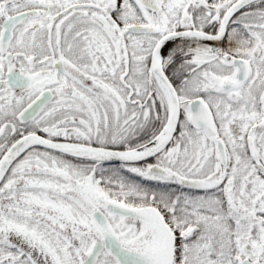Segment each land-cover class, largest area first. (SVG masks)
<instances>
[{
	"label": "snow or ice",
	"instance_id": "obj_1",
	"mask_svg": "<svg viewBox=\"0 0 264 264\" xmlns=\"http://www.w3.org/2000/svg\"><path fill=\"white\" fill-rule=\"evenodd\" d=\"M0 264H264V0H0Z\"/></svg>",
	"mask_w": 264,
	"mask_h": 264
}]
</instances>
